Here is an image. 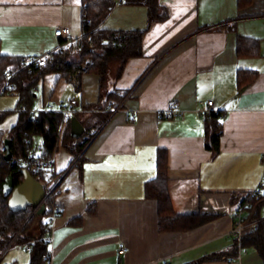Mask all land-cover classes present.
Here are the masks:
<instances>
[{
	"label": "crops",
	"instance_id": "1",
	"mask_svg": "<svg viewBox=\"0 0 264 264\" xmlns=\"http://www.w3.org/2000/svg\"><path fill=\"white\" fill-rule=\"evenodd\" d=\"M159 2L168 16L151 25L145 5L122 0L101 23L146 29L142 55L130 58L119 77L116 66L110 69L105 92L127 95L105 122H99L109 111L99 109L106 96L97 72L87 68L71 80L49 72L33 86L31 107L38 100L43 110L76 98L75 117L84 126L77 137L71 122L63 124L54 151L62 212L50 220L53 240L44 237L51 254L45 264L263 263L254 247L239 244L237 254L230 252L232 194L264 183V0ZM82 7V0H0V52L26 64L65 48L70 43L55 29L67 26L72 39L81 38ZM242 70L247 75L239 90ZM14 96L19 101V91ZM208 100L214 102L209 109L223 115L217 154L206 148L202 109ZM169 109L178 115L163 117ZM17 119L18 113L15 122L1 125L8 130ZM87 127L94 136L76 157L66 145L75 149ZM67 129L74 140L64 143ZM160 150L168 155L173 210L198 215L196 226L160 230L158 201L146 195V184L158 175ZM120 242L128 246L125 254ZM13 263L33 264L30 248L14 243L0 250V264Z\"/></svg>",
	"mask_w": 264,
	"mask_h": 264
},
{
	"label": "trees",
	"instance_id": "2",
	"mask_svg": "<svg viewBox=\"0 0 264 264\" xmlns=\"http://www.w3.org/2000/svg\"><path fill=\"white\" fill-rule=\"evenodd\" d=\"M118 1L120 0H82L83 35L65 48L46 57V65H34L33 69L28 71L23 68L25 58L5 55L0 52V89L6 80V71L14 72L13 81L16 82L20 93L18 107L23 104L32 106L33 86L46 73L59 72L71 80L74 73H81L83 65L88 64V71L97 72L101 78V95L106 96V102L99 106V109L109 112L100 115L99 122H105L127 95V91L117 89L105 92L104 87L110 69L112 65L116 66L115 76L119 77L130 58L142 55V40L146 32V29L119 30L101 27V23ZM122 1L126 4L145 5L148 9L149 25L168 16L159 0ZM246 75L247 72L243 70L238 73L239 90L244 88ZM7 115L8 112H0V250L3 251L14 243H31L33 264H45L48 261L43 259L42 255L48 251L47 240L44 237L51 228L50 220L54 214L59 215L62 212L56 201L59 183L45 199L44 212L36 210L33 206L18 211L12 210L9 205L12 190H6L8 179L10 177L13 189L22 183L24 175L19 163H12V159H5V139L7 137L11 139L13 157L25 155V145L29 142L30 135L41 136L42 143L47 146L48 152L53 153L58 146L64 115L59 111H40L38 119H35L31 118L28 112H18L16 123L8 130L1 125ZM204 116L206 148L217 154L220 151L223 133V115L221 112L211 110L204 113ZM70 122L66 125L70 126ZM88 131L89 127L78 139L75 149L66 145L76 157L94 136V133L88 134ZM71 139L73 138L67 129L64 132L63 141L67 143ZM146 195L158 201L159 227L162 231L191 228L202 220L196 214L179 215L174 212L168 188V155L165 150H160L158 153V175L146 184ZM231 202L235 206L236 213L248 202L243 222L246 226L253 225V227L245 230L241 239L235 237L234 247L230 254H237L239 244L244 247H254L260 253L263 259L262 264H264V189L252 196L251 192L233 193Z\"/></svg>",
	"mask_w": 264,
	"mask_h": 264
},
{
	"label": "built area",
	"instance_id": "3",
	"mask_svg": "<svg viewBox=\"0 0 264 264\" xmlns=\"http://www.w3.org/2000/svg\"><path fill=\"white\" fill-rule=\"evenodd\" d=\"M55 35L61 36L68 43H72L74 39L71 36V30L67 26H60L55 29ZM47 58L46 55H40L39 57H32L29 59L28 62L23 66L28 71L33 69L34 65H46ZM88 68V64L83 65V70L85 71ZM15 73L8 70L6 71V80L3 86L0 89V96L2 95H14L18 91V86L16 82L13 81ZM78 73H75L74 76H77ZM213 100H208L205 103L204 108L202 109V113H207L211 111L209 109L210 106L213 105ZM28 112L32 118L38 119L40 111L34 109L28 105H20L18 107V112ZM41 111H59L62 112L64 115V124L66 125L68 122L72 121V119L76 116L78 112H80L79 101L76 98H72L69 103H64L61 100H55L52 104L47 105ZM178 115V111L176 109H169L162 113L163 117H174ZM34 136L30 135L28 137L29 142L25 145V155L22 157H13L12 163H19L21 165V169H27L34 178L39 181L45 189V199L54 189V187L58 184V180L56 178V167H55V156L54 153H49L48 148L45 144L41 143L40 145H34ZM264 189V183H260V185L251 191V196L261 192ZM44 199V201H45ZM248 205V202L244 204V206L239 210L236 215V225L233 229L232 233L235 237L241 239L242 234L247 227L244 224L243 219L245 216V207ZM38 208H36L37 210ZM56 212V210H55ZM57 214L55 213L54 216ZM53 216V217H54ZM52 217V218H53ZM46 239L51 242L53 240V230L49 229L46 234ZM31 243L26 244H17L18 248H30ZM128 251V246L125 242L119 243V253L125 254ZM43 259L50 261L51 254L46 252L42 255ZM51 264V263H50Z\"/></svg>",
	"mask_w": 264,
	"mask_h": 264
},
{
	"label": "water",
	"instance_id": "4",
	"mask_svg": "<svg viewBox=\"0 0 264 264\" xmlns=\"http://www.w3.org/2000/svg\"><path fill=\"white\" fill-rule=\"evenodd\" d=\"M32 118V117H31ZM72 134L74 136H80L84 131V126L80 120L74 117L71 121ZM5 159L11 160L13 158V153L11 150V139H5ZM24 175V179L21 184L17 185L12 189V182L9 177L6 190H12V196L9 200L10 208L14 211L25 209L28 206H33L38 208L40 212L45 210V189L42 184L37 181L34 176L27 170L21 169Z\"/></svg>",
	"mask_w": 264,
	"mask_h": 264
},
{
	"label": "rangeland",
	"instance_id": "5",
	"mask_svg": "<svg viewBox=\"0 0 264 264\" xmlns=\"http://www.w3.org/2000/svg\"><path fill=\"white\" fill-rule=\"evenodd\" d=\"M41 100L34 105V109L40 111ZM0 112H8L3 126H9L12 122H15L18 113V97L14 95H2L0 96ZM42 138L39 135L34 136V145H40ZM36 228V227H35Z\"/></svg>",
	"mask_w": 264,
	"mask_h": 264
}]
</instances>
